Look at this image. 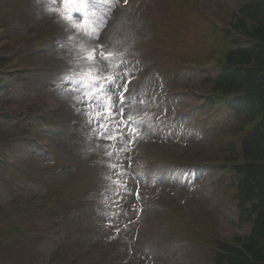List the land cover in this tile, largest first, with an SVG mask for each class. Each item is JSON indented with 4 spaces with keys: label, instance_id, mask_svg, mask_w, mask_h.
Listing matches in <instances>:
<instances>
[{
    "label": "rangeland",
    "instance_id": "1",
    "mask_svg": "<svg viewBox=\"0 0 264 264\" xmlns=\"http://www.w3.org/2000/svg\"><path fill=\"white\" fill-rule=\"evenodd\" d=\"M176 2L107 0L88 13L101 21L89 37L47 10L71 12L75 5L0 0V55L19 57L8 61L6 73L27 67L19 79L10 74L0 85V135L8 137L1 153L23 167L0 166V264H212L211 239L178 238V225L170 232L173 222L183 225L177 212L197 235L201 228L220 238L247 233L215 170L198 168L200 161L224 156L237 121L225 115L211 126L209 110L196 114L202 70L175 69L180 60L171 62L173 52L185 57L182 63L194 59L184 50L204 54L213 43L206 44L209 32L218 35L206 20L224 26L241 1L198 0V14L190 6L178 12ZM94 47L113 53L95 71L119 73L128 90L134 88L107 125L124 132L115 142L99 139L95 123L83 133L79 122L88 121L81 114L87 108L69 96L82 85L76 77L59 79L69 66L80 67V50ZM198 114L203 118L195 119ZM148 150L174 160L154 168ZM47 198L53 210H26Z\"/></svg>",
    "mask_w": 264,
    "mask_h": 264
},
{
    "label": "trees",
    "instance_id": "2",
    "mask_svg": "<svg viewBox=\"0 0 264 264\" xmlns=\"http://www.w3.org/2000/svg\"><path fill=\"white\" fill-rule=\"evenodd\" d=\"M240 1L232 20L228 23L229 27L224 30L215 29L213 24L204 18L208 26L218 34L215 36L209 32L206 44L212 40L213 43H210L212 47L208 55L215 50L214 54L218 57L213 68L203 76L202 83L204 88H207V93H211L203 107H217L213 114L216 122L219 121L217 127L225 120H222L223 116L230 112L227 120L233 117L237 121L229 128L230 132H243L239 141L232 138L224 143V156L214 161L217 162V169L221 173L218 177L220 185L236 200L239 220L248 227V232L243 236L236 235L224 240L217 236L212 238L205 232L208 228H201L196 229L201 232L197 235L193 226L180 219L177 208L179 222L183 225L181 227L180 223L173 222L169 229L173 232L178 225L181 231L174 232L175 236L188 237L190 242L197 236L211 239L215 248V264H264V0ZM196 3V0H177L175 5L178 12L190 6L191 13L196 14ZM173 30L177 31L176 28ZM200 30L203 33L204 26L201 25ZM205 34H208V30ZM184 52H187L186 55L192 54V61L197 65L206 63V52H201L202 55L196 50ZM178 59L180 61L176 66L182 68L185 57L173 52L171 62ZM5 62L6 60L0 57V67ZM157 158L160 157H151L152 164L159 161ZM43 202L47 210L56 207L53 200L47 199ZM53 262L60 264L56 259Z\"/></svg>",
    "mask_w": 264,
    "mask_h": 264
},
{
    "label": "snow or ice",
    "instance_id": "3",
    "mask_svg": "<svg viewBox=\"0 0 264 264\" xmlns=\"http://www.w3.org/2000/svg\"><path fill=\"white\" fill-rule=\"evenodd\" d=\"M51 2L66 6L75 5L76 7L72 8L71 12H62L51 7L47 10L55 12L67 26V29H75L80 35L96 36V26L101 21L90 20L88 13L92 11L95 14L96 6L103 5L107 0H51ZM77 12L80 13L79 16L75 15ZM77 20L81 22L77 23ZM69 38L71 39V37ZM112 56L113 53L104 52L102 47L99 49L94 47L87 51L80 50L75 58L79 62L80 67L73 68L69 66L59 79L65 80L73 77L78 79L82 88L70 90V99L75 100L76 104L84 105L87 108V112H82L81 114L88 117V124H96L99 139L115 142L122 139L124 132L119 127L110 129L107 125L112 122L113 109L117 103L121 105L124 103L126 99L124 93L128 91V88L124 77L119 73L101 75L95 71L96 65L104 64ZM122 87L124 92L120 91ZM78 94L79 99H77ZM127 119L131 120L132 118L127 117ZM108 155L111 156L112 153H108ZM109 167L110 169H115L122 166L110 164ZM113 183H118V181H113Z\"/></svg>",
    "mask_w": 264,
    "mask_h": 264
}]
</instances>
